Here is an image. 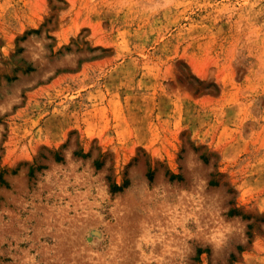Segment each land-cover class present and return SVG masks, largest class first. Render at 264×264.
Masks as SVG:
<instances>
[{"label":"rangeland","instance_id":"obj_1","mask_svg":"<svg viewBox=\"0 0 264 264\" xmlns=\"http://www.w3.org/2000/svg\"><path fill=\"white\" fill-rule=\"evenodd\" d=\"M0 264H264V0H0Z\"/></svg>","mask_w":264,"mask_h":264},{"label":"trees","instance_id":"obj_2","mask_svg":"<svg viewBox=\"0 0 264 264\" xmlns=\"http://www.w3.org/2000/svg\"><path fill=\"white\" fill-rule=\"evenodd\" d=\"M33 32H34V33H38L39 30H38V29H37V30H32V31H30V32H28V33H26V34H24L20 39H25V38L27 37L28 34L33 33ZM21 49H22V48H20V50H21ZM75 154H77V155H81V156H86V155H87V154H85V153L77 152V151L75 152ZM62 159H63V157H62L61 155H57V156H56V160L60 161V160H62ZM100 165H101V163H97V167H98V168L100 167ZM30 174L33 175V171H32V170L30 171ZM149 177H150V179H151V178H152V174H150ZM177 177L180 178L179 176H177V175H175V174H172L171 177H170V179H175V178H177ZM126 183H127V181H126ZM209 183H210L211 185H217V181H215V180H210ZM110 187H111V190H112V191L116 192V191H120V190H122L123 187H124V185H119V184H117V183H111ZM229 213L232 214V215H237V214H239V211L236 210V209H230Z\"/></svg>","mask_w":264,"mask_h":264}]
</instances>
